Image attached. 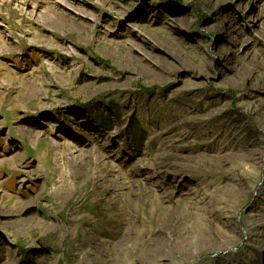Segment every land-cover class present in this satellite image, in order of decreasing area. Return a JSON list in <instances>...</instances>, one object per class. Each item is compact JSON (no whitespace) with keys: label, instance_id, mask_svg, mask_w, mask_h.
<instances>
[{"label":"rangeland","instance_id":"374dc122","mask_svg":"<svg viewBox=\"0 0 264 264\" xmlns=\"http://www.w3.org/2000/svg\"><path fill=\"white\" fill-rule=\"evenodd\" d=\"M0 40V264H264V0H0Z\"/></svg>","mask_w":264,"mask_h":264},{"label":"trees","instance_id":"16d2710c","mask_svg":"<svg viewBox=\"0 0 264 264\" xmlns=\"http://www.w3.org/2000/svg\"><path fill=\"white\" fill-rule=\"evenodd\" d=\"M112 104L115 105L114 103ZM115 109H117L116 106ZM114 112L117 113V110H115ZM99 123L101 124V126L106 128H110L111 125L113 124L111 120H109L107 117H103L101 121H99ZM123 135L125 137H129L130 139L133 140L134 143L140 146L144 134L140 132V127L138 126L137 122L131 121L127 126H125Z\"/></svg>","mask_w":264,"mask_h":264},{"label":"bare ground","instance_id":"6f19581e","mask_svg":"<svg viewBox=\"0 0 264 264\" xmlns=\"http://www.w3.org/2000/svg\"><path fill=\"white\" fill-rule=\"evenodd\" d=\"M1 44H2V45H1ZM0 45H1V46H5V44H4L1 40H0Z\"/></svg>","mask_w":264,"mask_h":264}]
</instances>
